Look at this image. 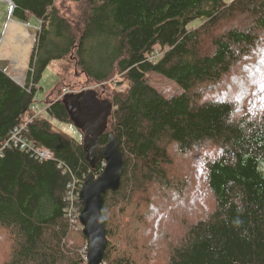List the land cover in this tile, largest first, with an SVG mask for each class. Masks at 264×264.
I'll list each match as a JSON object with an SVG mask.
<instances>
[{
	"label": "trees",
	"instance_id": "obj_1",
	"mask_svg": "<svg viewBox=\"0 0 264 264\" xmlns=\"http://www.w3.org/2000/svg\"><path fill=\"white\" fill-rule=\"evenodd\" d=\"M81 1L82 13L70 16L56 0H12V18L27 22L33 16L39 30L24 84L0 69V229L13 242L0 264L84 263L79 249L87 239L69 228L66 191L74 179L81 183L88 172L98 175L103 161L91 168L83 141L54 129L43 117L31 119L22 135L48 148L52 158L39 159L19 145L4 144L31 116L44 69L63 59L91 82L102 84L115 74L128 82L126 90L108 100L112 110L99 136L103 145L112 131L124 160L118 189L104 194L101 214L107 241L101 264H142L134 255L136 228L130 227L142 218L133 216L111 247L114 236L106 210L119 202L132 205L133 194L141 193L146 183L172 186L166 143L185 153L205 142L219 150L204 166L213 207L205 217L185 224L169 248L167 264H264V117L236 119L233 102L204 100L202 92L259 47L264 0ZM195 20L203 23L188 27ZM230 21L211 36L212 48L202 52L203 31ZM155 47L161 56L150 62L147 56ZM148 72L172 79L182 91L163 96L144 79ZM54 88L45 110L74 125L63 100L79 92L54 99ZM119 208L123 213L126 207ZM69 237L84 244H71Z\"/></svg>",
	"mask_w": 264,
	"mask_h": 264
},
{
	"label": "rangeland",
	"instance_id": "obj_2",
	"mask_svg": "<svg viewBox=\"0 0 264 264\" xmlns=\"http://www.w3.org/2000/svg\"><path fill=\"white\" fill-rule=\"evenodd\" d=\"M224 1L229 3L231 0ZM7 4L9 3L6 0H0V8L4 14L10 13ZM56 4L70 16L78 15L83 10L81 0H56ZM9 6L11 5L9 4ZM202 23V20H195L188 27H199ZM231 24L232 21L221 22L212 31L209 30L207 33L203 31L202 52L212 48L211 36L213 34L217 35L224 27H229ZM262 37L259 47L250 52L248 56L243 57L220 82L212 87H202L204 100H229L233 102V116L236 119L247 118L252 120L260 116L261 118L264 117V109L261 108L262 102L259 99H254L251 95L257 87L251 81H259L262 73H264V64H260L261 59L264 58V36ZM27 69L24 72L22 85ZM144 79L166 97L182 91L172 79L164 78L156 73L148 72ZM127 86L128 82L119 74H115L109 81L99 84L86 79L69 60L53 61L44 69L38 80V88L30 109L31 116L25 117L23 123L29 122L33 118H47L54 129L63 131L82 142L83 133L79 129L70 123L56 120L45 110L46 98L50 91L55 87L53 90L55 97H52L54 99L62 98L67 93L92 91L100 99L112 101L113 95L123 92ZM245 92L247 94H244ZM261 95L264 93H257V96ZM250 102H254L255 107ZM165 145L169 155L168 159H170L167 172L172 186L165 187L161 184L146 183L141 193L133 194L132 205L119 202L115 209L111 206L105 214L114 236L110 241L112 242L111 247H113V243L118 242L117 234H123V231L128 228L129 222H131L129 220L133 219V216L142 218L141 221L136 220L135 223L131 222L130 224V227H135L137 232L134 255L139 258L142 264H167L169 248L178 241L185 224L205 217L213 207V198L205 182L204 166L208 159H213L218 154L217 147L210 142H205L194 146L188 152L181 153L173 143H166ZM208 152L211 153L210 156L205 155ZM198 165L202 167V172L198 171ZM136 202L138 205L135 204ZM119 207H126L123 213ZM69 238V242L72 241L71 244H73L75 241L76 244L78 243V247L84 244L81 243L83 240L78 237ZM11 245L13 242L10 235L4 229H0V263L9 257L12 250ZM133 246L134 244L131 247ZM131 252L133 251L131 250ZM79 253L85 263L80 249Z\"/></svg>",
	"mask_w": 264,
	"mask_h": 264
},
{
	"label": "water",
	"instance_id": "obj_3",
	"mask_svg": "<svg viewBox=\"0 0 264 264\" xmlns=\"http://www.w3.org/2000/svg\"><path fill=\"white\" fill-rule=\"evenodd\" d=\"M63 101L74 126L83 133V149L90 167L95 168L97 162H104L98 175L88 172L79 190V222L82 225V234L88 241L84 264H101L107 241L101 214L104 194L118 189L124 161L123 152L112 131L108 132L107 142L99 144V136L107 128L112 104L106 99H100L92 91L66 96Z\"/></svg>",
	"mask_w": 264,
	"mask_h": 264
},
{
	"label": "crops",
	"instance_id": "obj_4",
	"mask_svg": "<svg viewBox=\"0 0 264 264\" xmlns=\"http://www.w3.org/2000/svg\"><path fill=\"white\" fill-rule=\"evenodd\" d=\"M7 5L10 13L4 14L0 8V69L22 86L39 20L30 16L25 23L17 21L11 16L12 7Z\"/></svg>",
	"mask_w": 264,
	"mask_h": 264
},
{
	"label": "built area",
	"instance_id": "obj_5",
	"mask_svg": "<svg viewBox=\"0 0 264 264\" xmlns=\"http://www.w3.org/2000/svg\"><path fill=\"white\" fill-rule=\"evenodd\" d=\"M11 7H13L12 0H6ZM161 49L159 47H155L153 51H150V53L147 56V59L151 61H156L161 56ZM27 122H24L20 124L19 126L15 127L11 134L9 140H7L4 144L6 146H10L11 144L13 146L19 145L23 149H27V151L34 154L35 157L39 159H50L52 158L53 154L52 152L45 147H42L40 145H35L28 141V139L24 138L22 133L27 130ZM104 165V163H102ZM82 183V182H81ZM81 183H78L76 179L71 181L67 186L66 191V200L67 205L64 209L65 217L67 218L68 225L71 231H81L82 225L79 222V214L81 210V203L79 201V190ZM80 205V206H79ZM72 242V241H71ZM87 248V244H85L81 249V255H83V258L86 261V255L85 251Z\"/></svg>",
	"mask_w": 264,
	"mask_h": 264
},
{
	"label": "snow or ice",
	"instance_id": "obj_6",
	"mask_svg": "<svg viewBox=\"0 0 264 264\" xmlns=\"http://www.w3.org/2000/svg\"><path fill=\"white\" fill-rule=\"evenodd\" d=\"M260 64H264V58L261 59ZM252 84L257 85L256 89L254 91H252L251 95L254 99H259L262 103H261V108L264 109V95L261 96H257V93H264V73H262L261 75V79L259 81L257 80H253L251 81ZM244 94H247L246 92ZM252 103V106L255 107V103L254 102H250ZM222 151V150H221ZM205 155H211L210 152L205 153ZM198 167V171L202 172V167H200L199 165Z\"/></svg>",
	"mask_w": 264,
	"mask_h": 264
},
{
	"label": "bare ground",
	"instance_id": "obj_7",
	"mask_svg": "<svg viewBox=\"0 0 264 264\" xmlns=\"http://www.w3.org/2000/svg\"><path fill=\"white\" fill-rule=\"evenodd\" d=\"M105 233H106V232H105ZM85 244H87V248H88V241H86ZM87 248H86V251H85V255H86V253H87Z\"/></svg>",
	"mask_w": 264,
	"mask_h": 264
}]
</instances>
